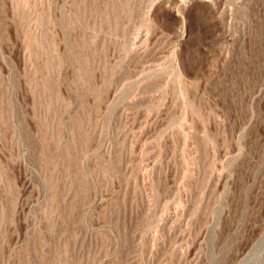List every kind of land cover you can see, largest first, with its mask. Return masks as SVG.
I'll return each instance as SVG.
<instances>
[{"label": "rangeland", "instance_id": "obj_1", "mask_svg": "<svg viewBox=\"0 0 264 264\" xmlns=\"http://www.w3.org/2000/svg\"><path fill=\"white\" fill-rule=\"evenodd\" d=\"M0 264H264V0H0Z\"/></svg>", "mask_w": 264, "mask_h": 264}]
</instances>
